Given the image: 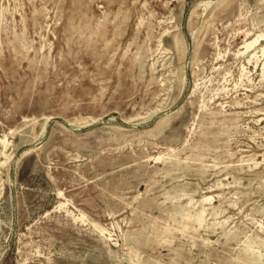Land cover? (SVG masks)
Segmentation results:
<instances>
[{
	"label": "rangeland",
	"instance_id": "rangeland-1",
	"mask_svg": "<svg viewBox=\"0 0 264 264\" xmlns=\"http://www.w3.org/2000/svg\"><path fill=\"white\" fill-rule=\"evenodd\" d=\"M0 264H264V0H0Z\"/></svg>",
	"mask_w": 264,
	"mask_h": 264
},
{
	"label": "bare ground",
	"instance_id": "bare-ground-1",
	"mask_svg": "<svg viewBox=\"0 0 264 264\" xmlns=\"http://www.w3.org/2000/svg\"><path fill=\"white\" fill-rule=\"evenodd\" d=\"M257 42V40H255V41H250V42H246L245 43V45H244V50L245 51H249L254 45H256L255 43ZM186 162V161H185ZM207 200V199H206ZM210 200V199H209ZM209 203V202H208ZM83 214V213H82ZM85 217V216H84ZM193 219V218H192ZM198 221L199 222H202V217L201 216H199L198 217ZM259 225H261V224H259ZM95 226V225H94ZM103 235H104V233H103ZM107 236V235H106ZM107 238H109V237H107ZM106 238V239H107Z\"/></svg>",
	"mask_w": 264,
	"mask_h": 264
}]
</instances>
